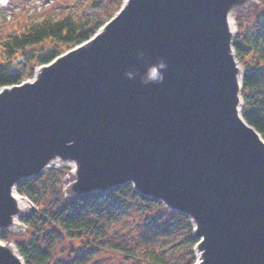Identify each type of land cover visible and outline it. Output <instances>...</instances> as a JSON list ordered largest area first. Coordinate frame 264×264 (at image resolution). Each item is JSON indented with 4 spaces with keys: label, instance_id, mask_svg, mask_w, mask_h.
Returning <instances> with one entry per match:
<instances>
[{
    "label": "water",
    "instance_id": "1",
    "mask_svg": "<svg viewBox=\"0 0 264 264\" xmlns=\"http://www.w3.org/2000/svg\"><path fill=\"white\" fill-rule=\"evenodd\" d=\"M237 1L125 0L36 80L2 86L0 229L17 183L59 155L78 164L80 192L130 182L190 216L196 264H264V139L236 110ZM161 59L163 82L142 83ZM0 264L22 263L0 246Z\"/></svg>",
    "mask_w": 264,
    "mask_h": 264
},
{
    "label": "trees",
    "instance_id": "2",
    "mask_svg": "<svg viewBox=\"0 0 264 264\" xmlns=\"http://www.w3.org/2000/svg\"><path fill=\"white\" fill-rule=\"evenodd\" d=\"M124 1L93 0L91 7L94 10L85 17L76 15L74 11L63 13L58 17L45 13L36 19L25 20L11 31H7L6 36L0 39L1 49L8 57L7 60L14 59L21 68L13 70L6 63H0V88L20 84L27 77L32 76L36 66L47 64L65 51L89 40L114 16ZM260 1L264 4V0ZM240 19L234 49L239 62L244 67L241 114L264 139V18L260 26L250 35L248 31L243 32ZM243 33L245 36H242ZM251 51L256 55L254 62L246 58ZM64 175L65 168H54L36 178H26L16 185L18 193L27 196L39 209L21 216L20 219L29 230L26 235L20 234L18 239L17 237L14 239L25 264H73L75 253L83 258L104 248L118 254L113 264H131L134 259L144 260L145 264L195 262L192 252L188 259L170 262L165 258L164 248L148 249L138 254L135 249L141 245V238L135 237L138 243L128 246L122 245L127 241L112 242L113 232L110 225L112 227L114 223H129L128 217L124 215L128 209H140L149 224L162 220L167 214V209L160 200L144 196L130 183H125L114 188L110 193L96 195V198L80 196L74 201H67L62 186ZM146 209H153L154 219L145 213ZM171 213L184 216L178 211ZM134 222L140 223V220L137 218ZM45 225H53L65 236L80 235L82 239L79 241L80 248L69 253L68 257L72 259H66L65 262L52 259L50 244L42 235ZM143 228L149 229L145 226ZM7 234L8 232H2L0 238L9 240ZM141 237L147 236L144 233ZM188 240L191 249L199 241V237L192 236L189 231Z\"/></svg>",
    "mask_w": 264,
    "mask_h": 264
},
{
    "label": "rangeland",
    "instance_id": "3",
    "mask_svg": "<svg viewBox=\"0 0 264 264\" xmlns=\"http://www.w3.org/2000/svg\"><path fill=\"white\" fill-rule=\"evenodd\" d=\"M92 2L93 0H0V39L5 37L7 31H11L19 23L25 20L36 19L45 13H49L55 17H58L63 13L74 11L76 15L78 14L79 16L85 17L94 10V8L91 7ZM230 11L236 28L235 36L238 32V22L240 18L243 25V32L248 31L247 33H249V35L253 33V31H255L258 26H260L264 18V4L260 0H238L230 8ZM242 36H245V33H243ZM1 48L2 47L0 46V63H6L7 66L11 67L13 70L20 69V64L14 59L7 60L8 57L3 53ZM246 58L254 62L256 60V55L253 51H251V53H249ZM238 64L244 68L240 62ZM41 66L42 65L36 66L33 69L32 76L27 77L24 81H31V79L36 78L35 74L37 75V72L38 74L40 73L41 70H38V68ZM27 71H29V69ZM60 157H62L61 160L47 167L41 173L26 178H36L40 174L45 173L50 169L65 168V175L62 177V186L64 196L67 201H74L80 196H85L90 199L93 197L96 198V195L110 193L114 188L120 186H109L105 189H94L80 192L76 187L78 168L76 169L72 164L66 161L68 157ZM130 184L134 187L133 183ZM127 196H129L128 193ZM26 201L28 206L23 211H21L22 216L29 214L33 210H39L38 206L28 197L26 198ZM164 206L167 209V214L163 216L162 220L159 219L153 221L151 224H149L148 220H145V215L142 214L140 209H128L127 213L124 215L128 217L129 223H114L112 227L110 225V228L113 232V235H111L112 242L116 243L120 242L121 240L123 242L127 241L122 245L128 246L132 245L133 243H138L136 242L135 237L141 238V245L135 249L138 254L148 249L156 250L164 248L165 258L171 262L172 260L188 259L190 257V252H192L195 258V262L193 264H196L199 260L197 251L200 250L201 252V249L198 245V242L190 249V243L188 240L189 231H191L192 236H195V225L193 219L181 211L178 212L183 214L185 218L184 216L181 217L172 215L171 212L176 210H172L166 204H164ZM145 213L148 214V216L152 219L155 218L153 215V209H146ZM137 218L140 220V223L134 222V220L136 221ZM19 221L20 222L18 223H9L7 228L0 232V234L2 232H8L7 237H9V240L4 241L14 244L16 248L17 246L14 239L16 237L18 239L20 234L26 235L27 231L29 230L28 226L22 222L20 218ZM143 226L149 229H145ZM150 228L153 229L150 230ZM144 233L145 236H147L146 238L141 237ZM42 235L44 236L46 242H49L50 244L52 259L61 262H65L66 259L69 258L72 259V257H68L69 253L71 250L74 252V250L80 248L79 241H82L80 235H74L72 237L65 236L61 232L59 233L58 228L56 229L53 225H45ZM108 243H111V241H108ZM117 255L118 254L111 252V250L108 248L98 249V251L92 252L83 258L82 256L80 257L75 253L73 264H113V261H116ZM201 256H203V252ZM131 264H145V261L134 259L131 261Z\"/></svg>",
    "mask_w": 264,
    "mask_h": 264
},
{
    "label": "bare ground",
    "instance_id": "4",
    "mask_svg": "<svg viewBox=\"0 0 264 264\" xmlns=\"http://www.w3.org/2000/svg\"><path fill=\"white\" fill-rule=\"evenodd\" d=\"M227 22H228V28H229V32L230 34L233 36H235L236 32V28H235V24H234V21H233V17L231 16V11L229 10L227 12ZM44 65V64H43ZM40 69V67L38 68V70ZM237 79H238V82L240 83L241 82V77H242V70H241V66L237 63ZM37 75H38V72H37ZM36 76V74H35ZM38 77V76H37ZM36 80V78H33L31 79L30 82ZM241 89V86L239 84V91ZM239 95V99H238V102H237V105H236V110L238 112V115L242 118V114H241V110H242V107H243V98H242V95L240 93H238ZM62 157H60L59 155H56L55 157H53L52 159H50L47 164L44 166V169H46L47 167L53 165L55 162H58L59 160H61ZM66 161H68L70 164H72L76 169L78 168V164L76 163V161L72 160V159H67ZM75 169V170H76ZM12 196L15 200V213L11 214V222L10 223H18L20 222L19 221V218H21L22 214H21V211H23L25 208H27L28 206V203L26 201V198L21 196L18 192L12 190ZM195 221V220H193ZM195 223V222H194ZM3 228V227H2ZM0 229V232L4 229ZM7 228V227H6ZM0 246H3V247H6L8 248L14 257H16L17 259H19V261L24 264V260L22 259V257L19 256V251L18 249L15 247L14 244L12 243H9L8 241H4L3 239L0 238ZM202 254V251L200 252V250L197 251V255H198V258H199V262H200V259L202 258L201 256Z\"/></svg>",
    "mask_w": 264,
    "mask_h": 264
},
{
    "label": "clouds",
    "instance_id": "5",
    "mask_svg": "<svg viewBox=\"0 0 264 264\" xmlns=\"http://www.w3.org/2000/svg\"><path fill=\"white\" fill-rule=\"evenodd\" d=\"M137 55L139 57H143L145 55L144 51L143 50H139L137 52ZM158 63V66H159V73L158 75L156 76H153L151 78H148V79H144L143 77H141V82L142 83H160V82H163L164 80V73L167 69V62L163 59L157 61ZM126 77L129 78V79H133L135 77V74L133 71L129 70V71H126L125 73Z\"/></svg>",
    "mask_w": 264,
    "mask_h": 264
}]
</instances>
